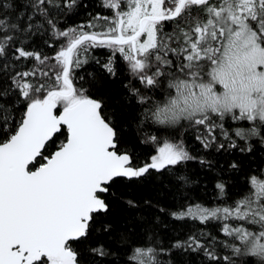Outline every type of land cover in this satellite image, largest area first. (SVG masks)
Returning <instances> with one entry per match:
<instances>
[{
    "label": "snow or ice",
    "instance_id": "snow-or-ice-1",
    "mask_svg": "<svg viewBox=\"0 0 264 264\" xmlns=\"http://www.w3.org/2000/svg\"><path fill=\"white\" fill-rule=\"evenodd\" d=\"M0 264H264V0H0Z\"/></svg>",
    "mask_w": 264,
    "mask_h": 264
},
{
    "label": "trees",
    "instance_id": "trees-1",
    "mask_svg": "<svg viewBox=\"0 0 264 264\" xmlns=\"http://www.w3.org/2000/svg\"><path fill=\"white\" fill-rule=\"evenodd\" d=\"M192 167H193V170L195 171L196 166L193 165ZM208 187H209V189H211V183H209ZM200 194H201V195H204V193H200ZM209 194H210V193H209Z\"/></svg>",
    "mask_w": 264,
    "mask_h": 264
}]
</instances>
